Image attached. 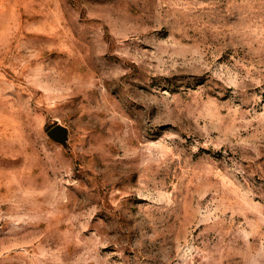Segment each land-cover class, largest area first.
Listing matches in <instances>:
<instances>
[{
	"label": "rangeland",
	"instance_id": "374dc122",
	"mask_svg": "<svg viewBox=\"0 0 264 264\" xmlns=\"http://www.w3.org/2000/svg\"><path fill=\"white\" fill-rule=\"evenodd\" d=\"M0 264H264V0H0Z\"/></svg>",
	"mask_w": 264,
	"mask_h": 264
},
{
	"label": "water",
	"instance_id": "95a60500",
	"mask_svg": "<svg viewBox=\"0 0 264 264\" xmlns=\"http://www.w3.org/2000/svg\"><path fill=\"white\" fill-rule=\"evenodd\" d=\"M48 137L53 141L66 145L67 137H68V129L64 126L57 125L52 128L48 133Z\"/></svg>",
	"mask_w": 264,
	"mask_h": 264
}]
</instances>
